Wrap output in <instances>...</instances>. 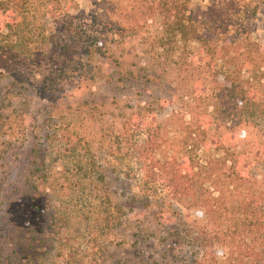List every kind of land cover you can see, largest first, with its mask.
<instances>
[{
  "label": "rangeland",
  "instance_id": "1",
  "mask_svg": "<svg viewBox=\"0 0 264 264\" xmlns=\"http://www.w3.org/2000/svg\"><path fill=\"white\" fill-rule=\"evenodd\" d=\"M188 1L241 44L263 45L235 53L253 70L236 122L254 123L261 136L264 0ZM10 3L23 33L0 54V264H205L209 250L221 252L223 230L143 170L149 109L169 138L157 155L170 157L180 156L173 140L187 138L190 117L216 108L199 44L159 47L158 0Z\"/></svg>",
  "mask_w": 264,
  "mask_h": 264
},
{
  "label": "trees",
  "instance_id": "2",
  "mask_svg": "<svg viewBox=\"0 0 264 264\" xmlns=\"http://www.w3.org/2000/svg\"><path fill=\"white\" fill-rule=\"evenodd\" d=\"M158 4L156 12L163 18L159 47L197 42L198 61L213 79L217 102L209 116L193 114L187 121L184 130L190 141L174 138V147L183 145L178 150L180 156L157 155L169 138L155 126V112L148 110L151 123L143 160L145 180L166 182L189 212L223 230V239L218 243L224 248L221 252L209 250L205 264H262L264 233L259 226L264 224V190L256 188V179L258 171H264V134H257L254 123L236 122L235 117L242 118L247 108L246 84L253 70L251 65L238 63L235 53L243 47L257 52L263 45L251 39L241 44L233 33L223 30L212 14L191 8L188 0H158ZM257 9L255 6L253 12ZM21 15L10 0H0V54L16 47L23 33ZM220 108L226 114L215 122ZM199 151L202 157L197 156ZM202 244H208L207 236Z\"/></svg>",
  "mask_w": 264,
  "mask_h": 264
}]
</instances>
